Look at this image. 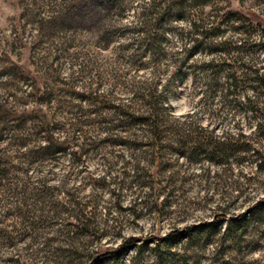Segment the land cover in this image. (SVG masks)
Here are the masks:
<instances>
[{"label": "rangeland", "instance_id": "374dc122", "mask_svg": "<svg viewBox=\"0 0 264 264\" xmlns=\"http://www.w3.org/2000/svg\"><path fill=\"white\" fill-rule=\"evenodd\" d=\"M162 9L173 17L154 62L138 56L133 27L140 11ZM220 14L222 33L188 55V22ZM238 25L255 42L248 64L263 71L264 0H0V264H157L153 247L173 264H264V89L251 91L244 58L208 51L232 46L218 41ZM226 72L243 79L222 97ZM156 78L170 138L191 120L206 135L244 134L257 158L213 164L202 147L198 162L174 151L161 164L169 174L156 172L138 146L144 126L116 113L140 112L134 96ZM48 134L76 147L39 150Z\"/></svg>", "mask_w": 264, "mask_h": 264}, {"label": "trees", "instance_id": "16d2710c", "mask_svg": "<svg viewBox=\"0 0 264 264\" xmlns=\"http://www.w3.org/2000/svg\"><path fill=\"white\" fill-rule=\"evenodd\" d=\"M91 3L98 1V0H88ZM102 1L103 4L108 5L112 4L116 0H99ZM78 6V3L76 4ZM138 20L136 21V25L133 27L135 31L140 35L141 43L143 42V47L141 50V53L138 54V56H144L146 55L148 60L150 61H158L160 60L158 58L159 51H162L163 49V42L165 39V31L164 27H162V23L171 19L173 17V12L168 11V9H162L160 11H152V10H144L140 11ZM218 16V17H217ZM220 15H215L214 17L220 18V20H213L207 19L205 21H202L201 24H195L194 22H188L189 29L186 30V33H189L186 38L188 41H190V44L187 46L186 50L188 51V55H191L198 49H200V45L202 43H205V40H207V37L214 38V36H217L218 34L222 33L221 30H218L217 27L219 26L221 21ZM236 19V18H235ZM234 19V20H235ZM238 19V18H237ZM239 31V36L235 37L234 39H225L219 38L218 43L221 44H227L229 42L233 43L230 47H219V48H213L208 49V51H218V54L222 55H229L230 52H234L232 59H242L241 64H238V68L241 71V74H249L248 78L250 81H252L254 84L250 85L251 91H256L258 88L264 89V69L263 71L259 72L258 67H255L253 63L248 64V55L246 52H251L248 49V45H255V42H252V39L250 38L248 31L242 27L236 26L234 27ZM210 42V41H209ZM242 52H245L246 54H242ZM241 53V54H240ZM154 55L156 57L154 58ZM185 57V56H184ZM227 56L224 58L226 59ZM214 58V57H211ZM210 61L208 60L206 63H204L205 68L208 69V73H212V69L210 66ZM227 65V64H226ZM179 66V65H178ZM228 67V66H227ZM172 75V73H171ZM238 75V74H237ZM181 78V75L178 76ZM245 78V77H244ZM242 80V76H234L232 72H226L224 74V93H222V97L225 95L230 94V90L228 91L227 88L231 87L233 88L236 85L237 81ZM156 80L150 83V86H146L144 88H141V93L138 95H135L137 99H140L141 104L143 106L142 110L140 112H135V110L130 109L127 110V106L119 107L118 113L119 115L122 114L123 118L131 119L130 124L139 126H144V133L141 134L143 137L142 142H139L138 146H145L146 151H149V156L154 160L153 166L156 168V172H161L163 174H169L168 171L170 170L172 165H161L163 158H165L166 155L170 154L171 152L176 153V157H174V160L176 161V158H186L189 162H198L199 159H197L198 155L205 154L207 151H203L202 147L208 148L207 150L209 153V156L203 157L206 161L213 162V164H222L219 161L220 160H214L213 156L214 154H217L216 156L227 157L229 154L238 153L242 154L241 159L244 158V156L249 153V156L256 159L258 156L257 151L254 147L248 148L246 144V136L240 132H237L235 136L229 137L227 140L224 135L216 136V135H206L201 133L202 130H200V126L194 125L192 128H189V123L191 120H188L185 122V120L177 121L178 126L173 127V136L170 138V136L167 135L168 126L164 125V118H162V113H164V109H166V106L162 105V101L164 99V96L161 95V89L164 90V85L160 89L156 87ZM216 85L215 82H207L206 83V89L209 91V87ZM264 94L262 93V96ZM254 97V96H253ZM257 97V96H256ZM254 97V98H256ZM118 108V107H117ZM115 109V108H113ZM116 111V110H115ZM41 121L47 125L48 120L45 117V114H36ZM188 116V115H187ZM174 121V120H173ZM129 126V125H127ZM195 127L197 129L195 130ZM143 128V127H142ZM47 129V128H46ZM125 129V128H124ZM194 131V135L189 134V131ZM211 131H209L210 133ZM170 138V139H169ZM189 140V141H187ZM171 142L173 145H171ZM62 145V147H61ZM60 146V147H59ZM76 145L73 144L72 141L67 139H56V137H53L51 134L45 135V142L43 145L39 146V150H48L50 149L51 152H57L62 151L66 148H71ZM175 146V147H173ZM139 148V147H137ZM225 152H230L226 154ZM167 172V173H166ZM103 179V177H101ZM75 224L76 226H79L80 229H84L87 227V223L78 221ZM243 222V220H240L239 218L236 220H229L228 223H226L225 227H228L229 225L233 226L235 229L237 226H240V224ZM229 224V225H228ZM214 228V225H204V227L201 228H195V231L200 230H211ZM85 230V229H84ZM200 233H197V235ZM208 234V233H203ZM194 235L193 237L197 236ZM202 235V233H201ZM202 235V236H204ZM191 240V237H189ZM167 243V242H166ZM169 242L166 247L169 248ZM153 251V255L156 258L157 264H164V261L167 260L168 262L166 264H173V261L169 259L170 256H172V253L169 252H163L157 250V248L151 249Z\"/></svg>", "mask_w": 264, "mask_h": 264}]
</instances>
